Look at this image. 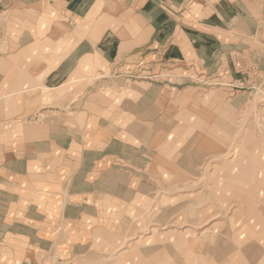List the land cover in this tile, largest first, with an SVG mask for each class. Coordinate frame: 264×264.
<instances>
[{"label":"crops","instance_id":"1","mask_svg":"<svg viewBox=\"0 0 264 264\" xmlns=\"http://www.w3.org/2000/svg\"><path fill=\"white\" fill-rule=\"evenodd\" d=\"M187 62L242 65L244 81L253 63L264 71V0H0V264L93 261L114 246L124 224L111 214L131 208L154 153L156 87L137 75ZM150 228L143 243L167 242ZM209 230L170 239L188 252Z\"/></svg>","mask_w":264,"mask_h":264},{"label":"rangeland","instance_id":"2","mask_svg":"<svg viewBox=\"0 0 264 264\" xmlns=\"http://www.w3.org/2000/svg\"><path fill=\"white\" fill-rule=\"evenodd\" d=\"M159 65L158 75L139 72L136 78L151 77L156 87L151 170L139 171L131 208L111 214L124 224L114 228V246L100 248L96 260L65 264H117L135 244L139 249L124 256L126 264H254L244 252H264V71L253 63L244 81L242 65L233 74L225 65L218 73L189 62ZM232 75L236 80L230 81ZM144 173L153 177L148 192L140 186ZM199 219L206 221L195 230ZM150 227L167 242L143 243ZM179 227L197 235L210 229L212 238H190L191 249L183 252V244L170 239L172 231H184Z\"/></svg>","mask_w":264,"mask_h":264},{"label":"built area","instance_id":"3","mask_svg":"<svg viewBox=\"0 0 264 264\" xmlns=\"http://www.w3.org/2000/svg\"><path fill=\"white\" fill-rule=\"evenodd\" d=\"M259 103L261 104V108H262V110H261L262 116L260 117V120H261L260 122H262L264 120V94H263L262 99L260 100Z\"/></svg>","mask_w":264,"mask_h":264}]
</instances>
